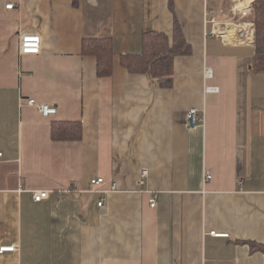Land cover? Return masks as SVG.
Listing matches in <instances>:
<instances>
[{
  "label": "crops",
  "instance_id": "crops-1",
  "mask_svg": "<svg viewBox=\"0 0 264 264\" xmlns=\"http://www.w3.org/2000/svg\"><path fill=\"white\" fill-rule=\"evenodd\" d=\"M233 2L0 0V246L18 247L0 264H264L251 246L264 242L255 26L220 36L210 20H225ZM176 20L191 52L173 58L171 83L122 64L142 51L145 31L173 44ZM22 34L41 36L40 53H20ZM91 36L113 37L110 76L83 53ZM206 67L216 92H205ZM191 108L205 113L193 128ZM54 121L81 123V138L54 140ZM98 177L105 183L91 186ZM34 190L51 193L37 202Z\"/></svg>",
  "mask_w": 264,
  "mask_h": 264
},
{
  "label": "trees",
  "instance_id": "trees-1",
  "mask_svg": "<svg viewBox=\"0 0 264 264\" xmlns=\"http://www.w3.org/2000/svg\"><path fill=\"white\" fill-rule=\"evenodd\" d=\"M171 9L173 3L171 0ZM79 5V0H74ZM245 20L254 23L255 40L254 56L251 69L257 73H264V0H256L251 13ZM174 29V41L171 44L169 37L158 31H145L143 34V49L136 54H123L122 64L131 72H144L149 76H163L167 83L172 82L173 58L176 55L191 52L186 43L181 27L177 23ZM83 53L97 57V73L100 77L110 76L113 72V37L91 36L83 39ZM82 136V124L75 121H54L52 123V137L54 140H75ZM254 250L264 253V242H251Z\"/></svg>",
  "mask_w": 264,
  "mask_h": 264
},
{
  "label": "built area",
  "instance_id": "built-area-1",
  "mask_svg": "<svg viewBox=\"0 0 264 264\" xmlns=\"http://www.w3.org/2000/svg\"><path fill=\"white\" fill-rule=\"evenodd\" d=\"M14 4L13 3H9L7 4V8H13ZM233 11V9H232ZM241 12L239 14H242L241 16L238 15H234L229 12L228 13V17L225 18V20L221 21L218 16L213 15L210 17V20L214 23V32L213 33H220L219 35L221 36L222 34L226 35L227 32H231V29H236V27H238V32L241 33V30L243 29V25L245 24H239L237 25L236 21H240L241 18L248 16L251 13V9L250 6L247 7H243L240 10ZM237 20L235 21L234 19ZM249 24V22L247 23ZM246 24V25H247ZM222 27V29H225L224 33H221V29H219L218 26ZM251 25L254 26V23L251 22ZM252 26V27H253ZM219 29V30H218ZM254 29V27H253ZM243 38V37H242ZM41 51V36L38 34H22L21 35V41H20V53L21 54H38ZM211 78H213V70L212 68H206L205 69V92H216L219 90L218 86L216 85H210L207 84V81L210 80ZM29 105H36L39 107L41 113L45 116H50L54 113L57 112V107L56 106H52V105H48V104H41L38 103L36 99L34 98H29L26 102ZM205 120V113L203 111H201L198 108H191L188 112V116H187V124L190 128L195 127L198 123H202ZM4 158V154L2 151H0V162L3 160ZM149 175V171L148 170H143L142 174H141V178H140V185L143 186L145 184V180L144 178H146ZM212 178V173L210 172V170H206L205 171V180H210ZM105 178L104 177H98V178H94L91 180V186H96V185H101L105 183ZM77 189V188H76ZM118 188V184L116 182H113L111 184V188L109 190H107V192L110 191H114L117 190ZM50 190H34L32 192L33 194V199L37 202L42 201L46 198L49 197L50 195ZM158 197H159V193L158 192H153L152 197L150 198V205L152 207H156L158 204ZM99 206H103L104 204V200L102 199L101 201H99ZM216 236H226L228 234L226 233H215L213 232ZM17 245L12 244V245H3L0 246V252H12L17 250Z\"/></svg>",
  "mask_w": 264,
  "mask_h": 264
},
{
  "label": "rangeland",
  "instance_id": "rangeland-1",
  "mask_svg": "<svg viewBox=\"0 0 264 264\" xmlns=\"http://www.w3.org/2000/svg\"><path fill=\"white\" fill-rule=\"evenodd\" d=\"M247 7V6H249V5H247L246 4V2H245V0H234V2H233V5L231 6L232 7V9H233V11H232V9H231V14H232V16H233V13H234V15H238V16H241L242 14H239L241 11V8H243V7ZM250 9H251V5H250ZM228 14V13H227ZM235 21L237 20V18L236 19H234ZM247 22H249V21H247V20H245V17H243V18H241L240 19V21H236V23H237V25H239V24H244V23H247ZM246 25V24H245ZM219 27V29H221L222 27H221V25L220 26H218ZM218 29V30H219ZM235 29V28H234ZM254 30V29H253ZM224 31H225V29H224ZM226 32V31H225ZM216 34H220V33H216ZM255 30H254V34H253V37H254V39H253V41H251V42H254V40H255ZM207 68V67H206ZM205 68V69H206ZM208 68H210V67H208ZM29 99V98H28ZM27 99V100H28ZM26 100V101H27Z\"/></svg>",
  "mask_w": 264,
  "mask_h": 264
}]
</instances>
